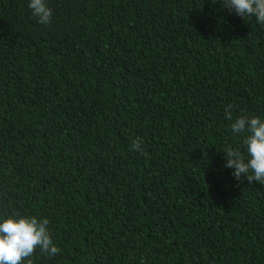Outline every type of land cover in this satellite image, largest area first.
<instances>
[{"label": "trees", "instance_id": "obj_1", "mask_svg": "<svg viewBox=\"0 0 264 264\" xmlns=\"http://www.w3.org/2000/svg\"><path fill=\"white\" fill-rule=\"evenodd\" d=\"M0 0V218L33 264H264V184L225 116L264 118V26L221 0ZM139 136L148 153L131 150Z\"/></svg>", "mask_w": 264, "mask_h": 264}, {"label": "clouds", "instance_id": "obj_2", "mask_svg": "<svg viewBox=\"0 0 264 264\" xmlns=\"http://www.w3.org/2000/svg\"><path fill=\"white\" fill-rule=\"evenodd\" d=\"M221 4L244 19L255 17L264 26V0H221ZM28 7L40 24L51 23L52 9L47 0H29ZM232 108L231 104L226 107L225 116L233 121V134L247 135L243 137L244 151L239 147L223 150L225 167L233 169L232 175L237 180L246 176L249 184L253 181L264 184V118L240 115L233 120ZM143 144L144 141L137 136L131 141V150L147 156ZM49 224L47 217L38 215L11 213L0 218V264H33L31 258L37 249L49 257L60 253Z\"/></svg>", "mask_w": 264, "mask_h": 264}]
</instances>
